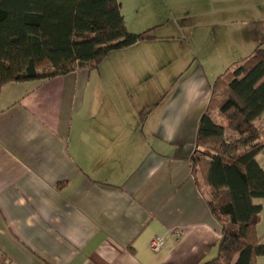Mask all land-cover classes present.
Here are the masks:
<instances>
[{"label":"crops","instance_id":"crops-1","mask_svg":"<svg viewBox=\"0 0 264 264\" xmlns=\"http://www.w3.org/2000/svg\"><path fill=\"white\" fill-rule=\"evenodd\" d=\"M118 1L124 18L138 14L127 27L154 37L94 70L0 90V264H203L217 253L221 226L189 157L210 83L264 44V0ZM201 26L215 35L196 41ZM257 158L264 169V149ZM254 202L264 244V197Z\"/></svg>","mask_w":264,"mask_h":264},{"label":"trees","instance_id":"trees-1","mask_svg":"<svg viewBox=\"0 0 264 264\" xmlns=\"http://www.w3.org/2000/svg\"><path fill=\"white\" fill-rule=\"evenodd\" d=\"M131 31L118 0H0V90L85 68L112 49L154 37ZM48 67L45 71L39 68ZM264 44L230 62L210 83L191 172L221 226L217 253L203 264H257L264 197Z\"/></svg>","mask_w":264,"mask_h":264},{"label":"rangeland","instance_id":"rangeland-1","mask_svg":"<svg viewBox=\"0 0 264 264\" xmlns=\"http://www.w3.org/2000/svg\"><path fill=\"white\" fill-rule=\"evenodd\" d=\"M131 7V6H130ZM135 10L133 9V8H129L128 10H127V12H126V20L128 21V23H129V21H131L132 19H134L133 18V16L134 15H136V16H138V14H135V13H132V12H134ZM132 17V18H131ZM129 18H131V19H129ZM203 28H206V27H203V26H201V27H198L196 30H197V32H196V36H195V40L197 41V40H199V38L200 37H202V36H204V39H206L205 38V36H207V37H209V38H211V37H213V34L215 35V33H216V31H215V29H213L212 28V30H211V28H208V30H205V29H203ZM216 38H214V40H215ZM214 40H213V38L212 39H209V40H207V41H210V42H214ZM206 44V43H205ZM48 67H41V68H39V70L40 71H45L46 69H47ZM169 80H171V79H169ZM167 81V82H171V81Z\"/></svg>","mask_w":264,"mask_h":264},{"label":"built area","instance_id":"built-area-1","mask_svg":"<svg viewBox=\"0 0 264 264\" xmlns=\"http://www.w3.org/2000/svg\"><path fill=\"white\" fill-rule=\"evenodd\" d=\"M163 244V238L160 235H155L149 242V247L152 250H158Z\"/></svg>","mask_w":264,"mask_h":264}]
</instances>
